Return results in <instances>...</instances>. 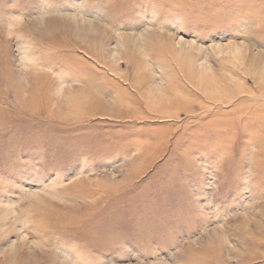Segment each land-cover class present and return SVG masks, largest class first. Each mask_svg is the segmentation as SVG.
<instances>
[{
    "label": "rangeland",
    "instance_id": "obj_1",
    "mask_svg": "<svg viewBox=\"0 0 264 264\" xmlns=\"http://www.w3.org/2000/svg\"><path fill=\"white\" fill-rule=\"evenodd\" d=\"M0 264H264V0H0Z\"/></svg>",
    "mask_w": 264,
    "mask_h": 264
}]
</instances>
